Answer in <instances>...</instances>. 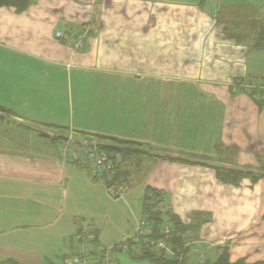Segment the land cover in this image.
<instances>
[{"label":"crops","instance_id":"1","mask_svg":"<svg viewBox=\"0 0 264 264\" xmlns=\"http://www.w3.org/2000/svg\"><path fill=\"white\" fill-rule=\"evenodd\" d=\"M235 6L248 8L253 24L241 42L216 21L220 8ZM262 28L264 0L0 8V107L12 114H0V262L65 264L79 220L94 250H111L114 264L116 253L135 261L140 249L118 243L144 218L147 188L184 224L194 211L209 214L195 245L206 260L226 248L231 263L264 262V103L230 88L264 80V43L253 47ZM82 30L89 35L74 50L69 38ZM70 131L136 144L118 154L125 196L112 199L104 181L60 163L54 138ZM211 164L263 177L232 187ZM240 195L245 202H231Z\"/></svg>","mask_w":264,"mask_h":264},{"label":"built area","instance_id":"2","mask_svg":"<svg viewBox=\"0 0 264 264\" xmlns=\"http://www.w3.org/2000/svg\"><path fill=\"white\" fill-rule=\"evenodd\" d=\"M88 35V30H82L79 34H72L69 40L72 42L73 49H82ZM56 37L63 38V34L57 32ZM230 88L233 93L245 94L255 101L264 103V80L262 79H238L230 83ZM55 138L58 159L61 164L72 166L92 179L104 181L106 192L112 199L117 200L125 196L126 181L122 177L117 176L118 154L109 151L110 148H118V145L106 139L77 134L71 131L61 135L57 134ZM77 226L78 229L75 235L77 242L76 245H72L73 251L66 259L65 264H114L111 250H94L92 248L93 239L90 236L89 224L84 220H79ZM146 226L147 221L144 217L139 222L134 236L127 241L118 243V248L126 252L128 241H131L132 246L138 249L145 243L149 250L156 251L164 257L172 258L174 253L168 244L170 227H164L161 232L163 237L159 240L151 239L145 241L144 237L149 233ZM196 243L184 244L183 249L189 248L190 250L188 254L178 256L177 259L180 263L205 264L207 260L204 252L196 248Z\"/></svg>","mask_w":264,"mask_h":264},{"label":"trees","instance_id":"3","mask_svg":"<svg viewBox=\"0 0 264 264\" xmlns=\"http://www.w3.org/2000/svg\"><path fill=\"white\" fill-rule=\"evenodd\" d=\"M36 0H0V8H11L15 13H22L26 11ZM249 18V10L246 7H227L220 8L217 13L216 21L222 26L223 35L235 42L244 41L247 37H250V32L253 31V24H251ZM264 43V28L258 35L257 43L254 48L258 49ZM0 114L6 116H12V114L6 109L0 107ZM96 137V136H95ZM100 138V137H98ZM56 139V138H54ZM106 139V138H101ZM114 142L118 145V148H110L114 154H125L128 150H135L136 144L121 142L112 139H106ZM129 150V151H130ZM175 160V159H173ZM214 169L216 179L224 185L232 187H239L243 180H248L252 185L259 181L263 176L255 174L248 170H240L234 168L220 167L218 165H210ZM117 176L125 179V174H121L118 171ZM126 181V180H125ZM162 204V193L156 190L147 188L143 196V214L147 221V226L151 227L150 233L144 237L145 241L159 240L163 237L161 234L165 226L170 227L169 236L170 239L168 244L172 249L174 256L172 258L164 257L162 254L149 250L145 243L140 247V254L136 260L147 261L150 264H186L185 262H179L177 259L179 255L188 254L189 248H184L186 243H195L198 239V233L205 222L210 221L209 214L205 213L203 219H199V212L194 213L193 221L191 224H184L182 221L173 213L169 212L166 208L161 206ZM76 238V237H75ZM143 238V237H141ZM75 241H71L73 245ZM196 245V244H195ZM0 264H16L9 260L6 262H0ZM205 264H246L245 259H240L234 263L230 262L228 250L220 249V253L214 262L207 260ZM254 264H264V262H256Z\"/></svg>","mask_w":264,"mask_h":264},{"label":"rangeland","instance_id":"4","mask_svg":"<svg viewBox=\"0 0 264 264\" xmlns=\"http://www.w3.org/2000/svg\"><path fill=\"white\" fill-rule=\"evenodd\" d=\"M130 150V149H129ZM132 151V150H131ZM131 151H129V152H131ZM134 151V150H133ZM118 159V158H117ZM120 162V160H117V163H119ZM243 193V192H242ZM240 194V193H239ZM238 194V195H239ZM244 194V193H243ZM248 196H253L254 198H256V196L255 195H251V194H249ZM232 201H235V202H245L246 201V198H245V196H242V195H240V196H238V197H234V196H232V200H231V202ZM229 202H230V200H229ZM196 212H199V214H198V217H199V219H203V217H204V215H205V212H202V211H194V212H192L187 218H189L188 219V222H186L187 224H191L192 223V221H193V217H194V213H196ZM188 213V212H187ZM206 225V223L204 222L202 225ZM202 227V226H201ZM201 229V228H200ZM200 231V230H199ZM234 232L235 231V228H224V232ZM212 253V252H211ZM211 253L210 252H208V256H209V258L211 259ZM253 253V252H252ZM117 260H118V262H119V264H148L147 263V261H143V260H130V258H128V257H126L125 255H123V254H121V253H116L115 254V256H114V261H115V264H118L117 263ZM142 261V262H141Z\"/></svg>","mask_w":264,"mask_h":264}]
</instances>
